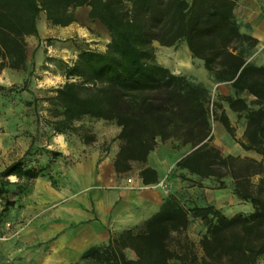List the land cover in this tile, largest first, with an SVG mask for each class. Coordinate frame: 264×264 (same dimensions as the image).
Returning <instances> with one entry per match:
<instances>
[{"label": "trees", "instance_id": "16d2710c", "mask_svg": "<svg viewBox=\"0 0 264 264\" xmlns=\"http://www.w3.org/2000/svg\"><path fill=\"white\" fill-rule=\"evenodd\" d=\"M239 0H0V70L31 74L35 64L27 38H40L38 19L45 13L56 26L77 21V10L99 21L110 40L105 50L79 47L72 63H61L66 81L46 97L51 105L54 132L78 131L85 118L115 122L119 148L114 159L118 174L139 163L144 184L158 181L147 165L158 144L173 141L182 152L176 169L184 168L203 180L214 179L251 204L249 212L233 215L212 204L186 206L176 193L168 194L161 209L142 225L111 235L106 244L90 247L83 258L97 264H264V65L246 58L242 47L256 48L258 40L241 30L235 18ZM186 42L192 56L203 61L216 83L229 82L233 95L213 98L206 84L174 73L156 60V43L176 46ZM32 65V68L30 66ZM7 94H6V92ZM243 92L253 96L248 101ZM22 92L0 84L2 100L14 101ZM222 99V100H221ZM246 118L241 139L224 109ZM31 101L26 104L30 105ZM1 114V111H0ZM213 121L220 122L244 150L260 158L224 155L213 144ZM29 152V151H28ZM48 161L19 159L0 170L1 216L19 205L39 176L57 178L49 166L61 152L45 150ZM16 176L13 182L10 176ZM259 176L257 181L253 177ZM183 178V177H182ZM11 196L13 197L11 199ZM200 220L198 241L189 228ZM127 250L134 253L127 255ZM1 253V250H0ZM0 255V264L2 263Z\"/></svg>", "mask_w": 264, "mask_h": 264}, {"label": "rangeland", "instance_id": "374dc122", "mask_svg": "<svg viewBox=\"0 0 264 264\" xmlns=\"http://www.w3.org/2000/svg\"><path fill=\"white\" fill-rule=\"evenodd\" d=\"M88 10L87 7L79 8L77 10V21L64 27L53 25L47 20L45 13H41L38 19L40 38L35 36L27 38L29 52L32 53V62L35 64L31 74L9 68L0 70V84L5 85L7 88L16 86V90L22 92V94L18 93L20 98H15L14 101L2 100L0 97V170L19 159H34L35 165H44L48 161L45 155L46 149L62 152L84 148L105 155L114 148H119V140L116 137L119 134L120 127L115 122L85 118L77 122L78 131L76 133L68 132L67 134L54 132L50 125V121L53 120L51 105L45 99L52 95V89L59 87L66 81L61 63H58V61L72 63L77 57L79 47L105 50L110 40L103 25L99 21L89 19ZM235 18L238 20L236 10ZM243 27L241 25V28ZM248 43L244 42L242 47L243 51H246L247 60L258 66L264 65V50L251 49ZM155 45L156 60L159 59L162 63L167 64L169 69L188 76L194 82L215 83L212 72L204 67L203 61L193 56L192 59L189 54L185 53V48L189 51L186 42L170 47L161 46L158 43ZM51 57L58 61L46 62ZM30 68H32V65ZM212 94L215 99L223 96L214 90ZM245 95L249 101L253 100V96L250 94ZM27 101H31L30 105L26 104ZM240 118L239 116L237 122H240ZM216 124L217 121H213V144L224 155H239L237 154L238 150L243 151L241 145L232 136L219 135L216 131ZM234 126L236 138L241 139L243 135H240V127L238 125ZM156 150H158L157 156L151 159L162 162L161 164L169 178L175 175L183 177L182 191L177 195L186 206L212 204L228 215L251 211L252 206L249 202L241 200L233 194L230 187V178L225 180L228 185L227 188H218L219 183L214 179L202 181L201 186H199L195 184L199 180L192 178V176L189 177L187 174H181L178 168L173 167L175 157L182 154V152L173 148L172 140L161 142V146L157 147ZM248 153H252L249 157L260 158V155L254 151ZM61 158L62 156L58 157L57 160ZM63 158L64 163L72 162L71 159L67 160L64 156ZM54 162L52 165H54ZM57 165L58 163L54 167ZM51 166H49L50 169ZM134 166L131 171L118 174V177L121 180L126 178L128 183V178L135 176L134 171L139 163H135ZM53 175L59 181V176L57 174ZM258 177H253V180L257 181ZM9 179L13 182L17 181V177L14 175L10 176ZM28 192L21 194L17 199L20 206L16 205V207L19 209L24 207L21 199L27 196ZM2 207L0 201V216ZM11 210L3 217V220L0 218V243L14 235L21 234V231L26 228L25 226H28L27 219L16 218V211L11 212ZM203 231L204 226L201 221L195 220L189 228V235L192 239L198 241ZM126 253L130 257L134 256V253L130 250H127Z\"/></svg>", "mask_w": 264, "mask_h": 264}, {"label": "crops", "instance_id": "0c3cea01", "mask_svg": "<svg viewBox=\"0 0 264 264\" xmlns=\"http://www.w3.org/2000/svg\"><path fill=\"white\" fill-rule=\"evenodd\" d=\"M236 14L240 26H244L242 32L254 36L258 40L256 49L264 50V0H239ZM185 53L192 58L190 49L185 48ZM158 62L168 67L159 59ZM206 86L222 95L234 94L229 82H209ZM245 94L243 92V96ZM223 106L233 125L240 127L242 136L247 122L245 116L237 122L238 112L227 102ZM216 131L231 137L218 121ZM160 146L161 143L157 147ZM117 151L118 148H114L105 155L84 148L60 151L62 158L56 159L54 165H58L50 169L52 174L59 176V181L53 183L48 176L37 177L27 196L21 199L24 207L11 210L16 211V218L27 219L28 226L21 234L1 241L2 263L88 264L83 254L90 247L106 244L111 235L125 229L139 227L161 209L168 194L182 191V177L169 178L162 162L151 159L157 156L158 150L151 152L147 163L158 172L156 183H143L139 176L140 166H136L131 183H127L126 178L121 180L114 167ZM248 152L251 151L243 149L237 154L251 156ZM63 156L72 162L64 163ZM181 156L175 157L173 167L176 168ZM178 169L181 174L199 180L187 169Z\"/></svg>", "mask_w": 264, "mask_h": 264}, {"label": "built area", "instance_id": "2783aa9c", "mask_svg": "<svg viewBox=\"0 0 264 264\" xmlns=\"http://www.w3.org/2000/svg\"><path fill=\"white\" fill-rule=\"evenodd\" d=\"M131 181H132V178H128V182L131 183Z\"/></svg>", "mask_w": 264, "mask_h": 264}]
</instances>
